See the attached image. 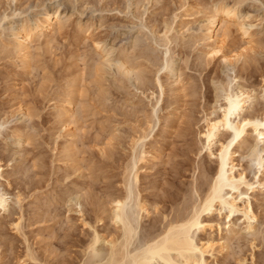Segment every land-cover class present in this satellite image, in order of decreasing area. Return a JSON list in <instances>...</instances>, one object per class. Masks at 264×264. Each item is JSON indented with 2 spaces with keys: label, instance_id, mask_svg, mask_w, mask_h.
I'll return each instance as SVG.
<instances>
[{
  "label": "rangeland",
  "instance_id": "rangeland-1",
  "mask_svg": "<svg viewBox=\"0 0 264 264\" xmlns=\"http://www.w3.org/2000/svg\"><path fill=\"white\" fill-rule=\"evenodd\" d=\"M217 3L237 6L240 20L230 26L220 53L210 55L205 18ZM47 12L65 26L49 44L34 39L25 68L14 35ZM238 26L249 30L251 44ZM241 53L245 57L233 64L223 59ZM118 62L130 63L132 75ZM233 79L257 92L245 114H262L264 0H0V188L11 198L10 214H0V264H84L91 228L104 237L115 233L106 211L109 194L122 189L129 161L142 150L149 154V162L138 165L143 200L160 201L168 192L177 202L174 208L159 203V214L143 220L135 245L161 214L172 216L186 206L181 203H193V187L211 165L200 135L207 116L221 114L222 87ZM20 106L30 119L18 113ZM15 130L28 136V144L18 146ZM252 151L240 150L236 164L255 182ZM251 197L256 233L241 231L229 252L209 264H264V188ZM213 220L223 228L213 237L226 239L229 220ZM243 221L233 223L241 230Z\"/></svg>",
  "mask_w": 264,
  "mask_h": 264
},
{
  "label": "bare ground",
  "instance_id": "bare-ground-1",
  "mask_svg": "<svg viewBox=\"0 0 264 264\" xmlns=\"http://www.w3.org/2000/svg\"><path fill=\"white\" fill-rule=\"evenodd\" d=\"M238 12L239 8L237 6L217 3L206 14V31L212 44L210 55L220 53V46L224 37H228L230 34V26L240 20ZM33 23L31 27L23 25L24 27L14 35V47L25 68L29 67L32 59L34 39L38 38L44 44H49L51 37L60 32L65 26L60 16L54 17L48 12L41 20H34ZM239 31L248 39L247 44L253 42V37L247 28L240 27ZM243 50L245 51V49ZM244 55L246 54L241 53L235 56V61H230L225 56H223V59L225 62L233 64V62H238L241 58H244ZM124 63L119 64L118 62L119 70L127 76L132 75L131 72L134 70L128 67L130 63L128 65L126 63L127 66ZM98 69L94 68L95 71L101 70ZM174 69H170V74L176 77ZM93 75L97 76L96 73ZM179 81L177 84L180 83ZM234 81L233 79L225 87L220 86L223 88L221 114L217 116L213 112L209 115L210 117L207 116L205 128L200 135L203 142L202 150L206 151L208 158L211 160L209 163L211 165L213 163V165L206 166L205 173L202 172L205 175V180L193 187L194 200L191 201L194 202L188 204L190 201L186 199L188 202L181 203L180 207L182 204H186V206L179 210L175 209L176 211L174 210L172 216L168 214L170 211L161 214V218L156 219V222L150 226L148 225L147 228H143L145 229V231L143 230L145 232L142 237L143 240L135 245L138 235H140L139 229L142 227L143 220L150 218L154 212L159 214V203L174 208L173 206H175L177 200L168 192L164 198H160V201L150 200V202H147L143 200L139 189L141 178L138 165L140 162L147 164L149 154L142 150L138 155H133L128 163L126 174L123 176L122 189H119L117 193L111 192L108 198L110 208L106 210L108 211L107 217L111 223H109L110 226L113 225L116 231L114 230L115 233L104 237L96 228H91L92 236L87 247V259L84 264H209L210 258L217 259L219 255H223L224 252L227 253L230 250V241L236 238L241 231H245V233L252 236L256 233L257 216L253 209L251 195L256 189L264 188V181L257 177L258 174L264 175V146L261 147L262 144L264 145V111L262 114L255 116L246 115L245 113L252 106L254 100L258 98L257 92L254 89L244 90L237 85L238 83H233ZM177 89L180 91L182 87ZM262 96L264 97V88ZM68 103L71 107L76 105V101L73 100ZM64 112L59 113L60 118L66 115V112ZM18 113L25 119L31 118L29 111L22 106L19 107ZM224 134L228 136L225 137ZM13 135L18 146L28 144L29 138L26 134L15 130ZM248 137H252L251 139L255 142L256 148L253 146L254 143L252 145V142H249ZM144 139H141L140 142H143ZM251 148H254V151H252V155L255 153L253 161L258 167L255 182L248 180L245 171L239 169L238 164H236V158L240 150H251ZM133 150L136 151V149ZM70 158L73 161L74 157ZM152 158L155 160V157ZM3 169V166L0 165L1 180L3 179ZM163 193L165 194V192ZM21 196V194L16 196V204L19 206L22 202ZM183 199L185 200V198ZM10 200L9 194L0 188V214L5 216L10 214ZM214 215L229 220L226 226V239L221 238L217 241L213 237L214 229H217L221 234L223 229L221 224L214 223ZM236 217L244 219V228H241V230L237 229L233 223ZM14 225L19 231L20 223ZM27 253L29 252L27 251ZM29 256L32 257L33 255L29 254ZM245 261L242 260L240 264H246Z\"/></svg>",
  "mask_w": 264,
  "mask_h": 264
}]
</instances>
